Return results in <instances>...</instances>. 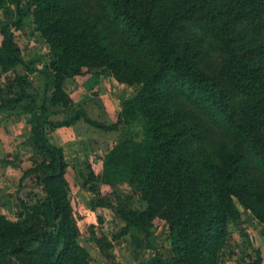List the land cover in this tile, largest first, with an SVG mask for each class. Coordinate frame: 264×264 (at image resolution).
<instances>
[{
	"label": "trees",
	"instance_id": "1",
	"mask_svg": "<svg viewBox=\"0 0 264 264\" xmlns=\"http://www.w3.org/2000/svg\"><path fill=\"white\" fill-rule=\"evenodd\" d=\"M8 5L15 12L0 30V67L26 75L16 77L15 97L0 99V113L21 109L35 155L7 196L16 220L0 213V264H91L63 150L48 140L80 119L124 132L102 159L100 183H128L144 207H114L124 223L116 237L143 251L153 247L154 220L167 225L168 258L139 264H222L229 225L241 221L234 200L264 225V0H31L33 30L49 48L42 102L27 76L37 70L16 40L27 12L20 0H0V10ZM96 70L139 86L116 121H93L82 109L51 121L49 106L72 105L63 83ZM95 179L90 172L82 188L96 193ZM253 253L250 264H262Z\"/></svg>",
	"mask_w": 264,
	"mask_h": 264
},
{
	"label": "rangeland",
	"instance_id": "2",
	"mask_svg": "<svg viewBox=\"0 0 264 264\" xmlns=\"http://www.w3.org/2000/svg\"><path fill=\"white\" fill-rule=\"evenodd\" d=\"M31 0H20L21 9L27 12L22 20V30L17 37V43L19 48L21 49L22 55L24 59L32 65L37 71L36 75L33 76L27 75L28 79H30L31 84H35V86H41L44 80V77L40 74V70H42L45 63H47L49 58V48L45 45L40 38L38 33H35L33 28V18L30 14L31 8ZM7 11L15 12L14 7L8 5L4 10H0V30L2 25L8 20ZM12 20H15L12 18ZM0 36V42H1ZM26 75V72L22 68H17L15 71L4 73L0 67V99L2 98H12L15 97L17 92L19 91L20 86L16 83L17 76ZM119 84V83H118ZM122 87L120 89H116V91L112 90V97L110 99L114 100V109L116 113L114 115L113 121H104L105 123L112 124L116 121L117 114L120 111V102L126 98L131 97L135 93L138 92L139 86L133 85L128 86L124 84H120ZM117 96V98H116ZM119 97V98H118ZM119 101H118V100ZM94 114V113H93ZM94 116V115H93ZM21 118L24 122V129H27L28 126L26 124V116L21 112L20 108L15 109L14 111H5L0 113V130L8 128V132H11L8 127V121H11L13 118ZM22 131V130H21ZM114 135L117 138V142L123 138L124 132L122 130L116 131ZM13 144V143H11ZM3 148L0 147V157L3 155ZM1 164L7 165L10 162L5 160ZM30 159L27 160L28 166L31 165ZM19 174L13 172L11 175L4 174V172H0V187H4V189H0V213L6 216L9 220H16L17 211L19 209L18 204L14 196L8 198L9 193L14 192L16 186L18 184ZM6 177V180H4ZM8 178V179H7ZM73 202L76 206L75 217L77 220V225L81 233L80 243L83 245L89 252L91 257V264H109L108 258L106 256L102 257L101 247L103 241L100 239L101 235H106L107 238L110 239L111 242H116L114 245V251L116 254L114 255V262L116 264H139L143 260L151 258L155 253L159 254L163 259L168 258L169 256V245L167 242V225L161 219L154 220V228L153 233L150 237V242L152 244V248L145 249L143 251H134L131 248V242L128 236L125 237H116L124 223L119 219V217L115 216L114 207L121 202L127 210H140L143 209L144 203L140 200L139 192L130 186L128 183H122L115 187V189H110L107 192L101 193L98 195V198H105L106 202L112 206L111 209H108L106 212V217H100L99 215L90 217L89 224H94L95 230L90 231L87 228V223L81 222L78 213V203H77V194H73L76 191L75 188H71ZM103 194V195H102ZM98 199V200H99ZM3 200V201H2ZM4 202V203H3ZM104 203V201H103ZM236 207L238 208L241 216V221L237 226L233 224L229 225V232L231 234L229 245L224 249L221 253V263L222 264H250L255 259V254L253 250L256 248L259 249L262 264H264V226L259 224L251 215L250 212L244 210L236 200H234ZM3 205V206H2ZM96 217L102 218V223L99 222ZM104 220V221H103ZM243 230L247 237L240 239L238 232ZM105 238V237H104ZM142 246H146V241L142 237ZM254 246L253 247V244ZM240 244H249L245 245L246 250L240 252L238 246ZM101 246V247H100ZM250 246V247H249ZM114 264V263H112Z\"/></svg>",
	"mask_w": 264,
	"mask_h": 264
},
{
	"label": "crops",
	"instance_id": "3",
	"mask_svg": "<svg viewBox=\"0 0 264 264\" xmlns=\"http://www.w3.org/2000/svg\"><path fill=\"white\" fill-rule=\"evenodd\" d=\"M35 75L36 73L33 74V76ZM30 79L33 78L30 77ZM31 85V92L37 94L39 102H42L44 80L41 86ZM120 87L122 86L105 70H96L66 80L63 83V89L71 98L72 105L68 109H63L59 106H49V119L54 122L62 121L76 110L82 109L89 119L108 125L104 121H113L116 113V110L113 108L114 100L110 99V96L112 97L113 95L112 90L114 93ZM8 127L11 132H8V128L0 130V147L3 148V155L0 157V172H4L7 177L13 174V172L21 176L22 171L29 167L27 160L35 155V149L29 138V128H23L24 122L21 118L17 119L15 117L11 121H8ZM114 133L116 132L95 129L86 124L83 119L75 122L70 127H63L48 132L49 142L53 146L63 150L65 162L68 166L65 177L70 187L76 189L73 194H77L78 199L76 200L79 208V218L81 222L87 223V228L90 231L95 230L94 224H89L90 217L99 215L105 218L106 212H108V209H111V207L106 205L93 207L92 204L99 199L98 195L111 189L109 186L101 184L100 179L102 174V159L117 142ZM4 158L10 163L7 165L1 164ZM90 172L96 178V181L93 183L97 189L96 193L87 192L82 188L83 178L87 177ZM20 176H17V178ZM1 179L3 178H0V181ZM4 180H6V177ZM0 189H4V187H0ZM101 199L105 200V198ZM115 216L117 215L115 214ZM96 219L102 223V218L96 217ZM100 239H102V245H104L100 246L102 257L106 256L105 258H108L109 262L116 264L113 260L116 254L114 251L116 242H111L106 235H101ZM252 245L255 247L254 243Z\"/></svg>",
	"mask_w": 264,
	"mask_h": 264
}]
</instances>
